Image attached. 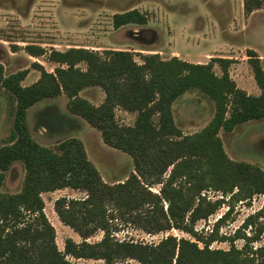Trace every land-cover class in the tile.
Wrapping results in <instances>:
<instances>
[{
    "label": "trees",
    "instance_id": "16d2710c",
    "mask_svg": "<svg viewBox=\"0 0 264 264\" xmlns=\"http://www.w3.org/2000/svg\"><path fill=\"white\" fill-rule=\"evenodd\" d=\"M259 8H264V0H244L247 14ZM146 22V15L136 8L113 15L115 27ZM24 48L36 57L48 53L56 66L49 71L35 62L40 76L25 85L28 68L6 73L0 62V84L10 94L13 115L8 141L0 146V188L14 162L21 161L25 167L22 189L0 192V264H81L68 256L102 260L99 264H123L129 259L139 264H264V245L250 247V241L264 231V221H255L259 214L245 220L243 228L256 227L252 236L243 233L242 248L234 243L228 250L210 247L212 241L224 240L218 230L232 207L216 221L209 237L195 229L197 221L207 219L225 201L208 200L203 190L212 188L236 200L264 194V169L230 158L219 135L222 129L232 131L241 123L264 118V67L257 51L248 48L247 55L261 90L258 95L238 86L229 70L234 59L229 57L194 63L148 53L139 62L128 50L72 46L48 52L37 44ZM215 64L221 75L215 72ZM92 86L105 93L100 104L80 95ZM192 88L213 100L215 113L203 130L185 134L175 121L173 103ZM61 94L68 98L72 113L101 131L105 143L132 157L134 170L126 179L106 182L78 137L66 138L55 147L34 139L28 109ZM117 107L135 112L134 124L119 123ZM155 185L160 186L158 192L152 189ZM66 187L86 195L55 200L60 220L82 237L80 242L68 237L61 250L42 193ZM120 222L151 234L178 229L197 241L174 234L158 242L120 240L114 235ZM99 230L102 238L89 241Z\"/></svg>",
    "mask_w": 264,
    "mask_h": 264
},
{
    "label": "rangeland",
    "instance_id": "374dc122",
    "mask_svg": "<svg viewBox=\"0 0 264 264\" xmlns=\"http://www.w3.org/2000/svg\"><path fill=\"white\" fill-rule=\"evenodd\" d=\"M135 8L146 15L145 24L114 26L115 13ZM28 44L42 45L48 52L53 48L65 50L72 46L99 51L128 50L139 62H142V55L148 53H158L165 59L178 56L194 63H207L212 57H233L235 63L229 67L233 79L250 94H258L260 90L255 93L252 88L259 89L247 62V50L253 48L264 55V8L247 14L244 0H0V62L4 64L6 73L28 68L29 73L23 81L25 85L40 76L35 62L43 64L49 71L56 66L49 61L48 53L39 57L30 55L24 48ZM262 64L264 66V58ZM214 70L218 75L222 74L218 64L214 65ZM80 95L95 104H100L105 97L99 86L84 88ZM67 102L66 95L61 94L40 100L28 109V123L34 139L45 146L55 147L66 138L78 137L106 182L126 179L134 170L132 157L105 143L101 131L72 113ZM11 109L10 94L0 84V146L8 141L13 128ZM173 113L182 131L193 134L208 125L214 116L215 105L205 93L192 88L173 103ZM116 119L121 124L132 125L136 113L117 107ZM219 135L230 158L264 169V118L241 123L232 131L222 129ZM24 177L23 162H14L6 171L0 192H19ZM152 189L158 192L160 186L155 185ZM202 193L211 201L225 199L214 214L196 222L195 229L205 238L210 236L216 221L232 207L218 230V235L225 237L224 240L212 241L211 248L228 250L232 243L242 248L246 243L243 233L252 236L256 227L243 228L245 220L259 214L256 223L264 221L262 193L240 200L231 199V194L224 196L212 188ZM85 195V191L70 187L42 193L44 211L56 229V242L61 250H64L68 237L77 242L82 237L60 220L55 200L63 196L81 198ZM116 226L114 235L120 240L158 242L164 236L174 234L197 241L195 236L178 229L151 234L129 222H120ZM102 236L103 231L99 230L88 240L95 242ZM263 245L264 231L259 238L250 241V247L254 249ZM68 258L81 264L103 262ZM123 264L139 263L129 259Z\"/></svg>",
    "mask_w": 264,
    "mask_h": 264
},
{
    "label": "crops",
    "instance_id": "0c3cea01",
    "mask_svg": "<svg viewBox=\"0 0 264 264\" xmlns=\"http://www.w3.org/2000/svg\"><path fill=\"white\" fill-rule=\"evenodd\" d=\"M260 9H263V8H259V9H256V10H254L253 12H251V13H254L255 11H257V10H260ZM253 49V48H252ZM255 50V49H254ZM255 51H257V50H255ZM257 53L260 55V57H261V59H262V62H263V58H264V55H262L259 51H257ZM229 58H232V59H234L233 57H229ZM247 62H248V59H247ZM233 63H235V59H234V62ZM248 64H249V62H248ZM250 65V64H249ZM264 67V66H263ZM253 71V70H252ZM254 75V74H253ZM39 78V77H38ZM37 80V79H36ZM24 84V83H23ZM259 87V86H258ZM254 90H255V93L256 92H258L257 90H260V88L259 89H256V87L254 86V87H252ZM244 89V88H243ZM246 90V89H245ZM260 92H261V90H260ZM249 93V92H248ZM258 94H260V93H258ZM258 94H256V95H258Z\"/></svg>",
    "mask_w": 264,
    "mask_h": 264
},
{
    "label": "built area",
    "instance_id": "2783aa9c",
    "mask_svg": "<svg viewBox=\"0 0 264 264\" xmlns=\"http://www.w3.org/2000/svg\"><path fill=\"white\" fill-rule=\"evenodd\" d=\"M205 196V193H202Z\"/></svg>",
    "mask_w": 264,
    "mask_h": 264
}]
</instances>
